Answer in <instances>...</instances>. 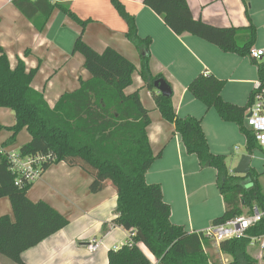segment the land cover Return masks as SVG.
Segmentation results:
<instances>
[{"label": "trees", "instance_id": "1", "mask_svg": "<svg viewBox=\"0 0 264 264\" xmlns=\"http://www.w3.org/2000/svg\"><path fill=\"white\" fill-rule=\"evenodd\" d=\"M109 1L127 24L125 37L138 51L139 74L156 109L173 125L186 153L196 156L199 167L216 171V187L225 209L212 224L240 216L246 207L263 206L264 186L257 174L252 169L243 176L230 173L225 157L210 152L201 120L178 117L172 106V96L156 93L154 82L161 77L150 75V38L138 36L134 18L126 13L119 0ZM142 3L175 35L190 34L223 53L249 57L257 67L259 83H264V64L256 63L250 57L256 42V29L251 22L244 28H218L194 19L186 0H142ZM12 4L40 32L56 10L76 22L81 33L90 22L80 20L69 9V3L62 0H12ZM78 42L81 45V39ZM99 60L104 59L88 62L89 80L80 81L77 90L63 94L50 108L42 93L22 82L25 75L22 63L15 71H10L6 59L0 57V108L14 114L12 126H0V130L6 129L11 134L0 145V199L7 198L12 210V219L7 215L0 217V256L14 264H24L23 252L68 225L67 219L46 203H33L28 199L27 191L32 184L16 186L14 183L8 154L1 153V149L13 145L17 135L25 129L31 139L19 148V156L48 157L44 170L60 162L81 168L92 178L89 185L92 194L102 191L108 183L115 189L116 218L111 225L134 235L129 244L108 251L107 264H151L142 248L157 264H213L205 252L211 243L203 238L202 231L187 233L182 226L174 225L161 186L148 184L145 180L146 172L160 154L154 155L151 150L147 136L149 113L142 106L138 93L124 94L131 85L135 68L119 55L111 66L104 60L105 65L100 68ZM224 85V81L212 75H199L188 85L187 91L207 110H215L221 121L236 125L245 138L246 152L251 156L258 146L245 127V117L254 93L244 107H239L222 99ZM248 183L252 187L246 188ZM108 228L103 225L102 231L106 232ZM218 250L230 257V264H258L248 252V241L222 242Z\"/></svg>", "mask_w": 264, "mask_h": 264}, {"label": "crops", "instance_id": "2", "mask_svg": "<svg viewBox=\"0 0 264 264\" xmlns=\"http://www.w3.org/2000/svg\"><path fill=\"white\" fill-rule=\"evenodd\" d=\"M62 1L69 3V9L80 20L90 21L83 33L76 22L57 10L40 32L12 4V0H0V57L6 59L10 71H15L22 63L25 72L22 82L42 93L50 108L63 94L77 90L80 81L91 78L86 69L89 61L102 58L111 66L119 55L132 65L135 70L131 75V85L124 90V94L138 93L142 106L149 113L147 136L151 150L154 155L160 154L146 172L145 180L148 184L161 186L163 200L170 206V221L174 225L182 226L187 233L200 232L199 228L192 229L190 198L201 196L209 186L216 188V171L199 167L196 156L186 153L173 125L165 121L156 109L151 93L139 74L138 51L125 37L127 24L110 1ZM119 1L126 13L134 18L138 36L141 39L150 38V75L160 76L170 87L176 115L201 120L210 152L225 157L227 135L232 134V126L236 125L221 121L215 110H207L192 97L187 87L199 75H212L225 82L222 99L244 107L259 82L256 65L249 57L223 53L216 46L190 34L175 35L158 15L143 5L142 0ZM186 2L194 19L214 27L244 28L251 22L256 29L253 49L264 52V39L260 33V29L264 30V0ZM247 2L249 7H246ZM259 5L261 7L257 9ZM80 39L81 45L78 42ZM255 62L264 64V53ZM4 110L7 109H0V120ZM13 124L14 119L8 124L0 122V126L6 128ZM10 135L6 129L0 130V145ZM21 137L24 142H19ZM30 139L24 129L17 135L14 145L21 147ZM5 150L18 153L13 145ZM91 181L92 178L81 168L60 162L48 167L41 178L30 186L28 199L33 203H46L66 218L68 225L23 252L21 259L24 264H107L108 251L125 244L127 233L111 225L116 218L115 189L108 183L102 191L92 194L89 191ZM5 199H0V203ZM182 202L184 205L181 207ZM2 204L0 217L7 215L12 219L9 201ZM103 225L109 227L106 232L102 231ZM92 240L100 242L93 253L87 249ZM142 251L150 261H155L145 248ZM0 264L5 263L0 261Z\"/></svg>", "mask_w": 264, "mask_h": 264}, {"label": "built area", "instance_id": "3", "mask_svg": "<svg viewBox=\"0 0 264 264\" xmlns=\"http://www.w3.org/2000/svg\"><path fill=\"white\" fill-rule=\"evenodd\" d=\"M263 51L251 49L250 57L257 60L263 55ZM250 113V117L247 114ZM245 127L252 133L258 146V151L263 155L264 176V83L257 82L254 88V99L251 107L246 113ZM1 153L8 154L10 171L15 178L16 186L33 184L39 180L44 173L43 165L48 163L49 158L35 155L21 157L18 153L8 152L1 149ZM203 238L218 247L220 243L231 240L248 241V248L254 251L253 258L258 264H264V203L263 206L253 205L243 209V214L229 219L223 223L211 224L202 231ZM125 244H129L133 233H127ZM100 246L96 240L87 245L89 252H95ZM117 250V249H114ZM151 264H157L151 261Z\"/></svg>", "mask_w": 264, "mask_h": 264}, {"label": "rangeland", "instance_id": "4", "mask_svg": "<svg viewBox=\"0 0 264 264\" xmlns=\"http://www.w3.org/2000/svg\"><path fill=\"white\" fill-rule=\"evenodd\" d=\"M246 7H249V3L247 2ZM261 5L257 6V9H260ZM256 9V7H255ZM261 16V15H260ZM260 33L263 36L264 39V30L260 29ZM98 67L102 68L105 63L104 60H99L97 62ZM1 109V108H0ZM5 114L3 118L0 120L2 124H8L9 122L13 121L14 114L10 110H4ZM8 116H7V115ZM5 120V121H4ZM233 131L231 135H227V147L224 149L225 153V163L226 167L229 170L230 173L234 174L233 171L237 164L239 163L241 157L243 155H248L245 149V138L243 135L239 134L237 131L236 126H232ZM19 142H24V139L21 137ZM13 143V149L15 152L19 151L20 145H14ZM22 146V145H21ZM251 162H250V169H252L259 178L260 184L264 186V176H263V155L260 151L254 150L251 155ZM242 176V175H240ZM247 182V180L245 181ZM252 187V184H246V188ZM8 203L7 199L3 200V202L0 203V212L3 211L2 203ZM184 205V203H181V207ZM190 208H191V220L194 222V227L192 229L198 230L201 229V231H205L213 222V220L221 217L224 213V203L222 200V196H220V193L217 189V187L211 188V186L207 187L205 191L202 193L201 196L191 197L190 198ZM180 209V206H179ZM197 224V225H196ZM188 229L187 225L185 227ZM209 257H211L210 261L214 262L213 264H230V257L219 252L218 247L214 245H210V248L206 249L205 251ZM248 252L250 255H253L254 251L250 248H248ZM0 261L5 264H12L10 260L0 256Z\"/></svg>", "mask_w": 264, "mask_h": 264}, {"label": "water", "instance_id": "5", "mask_svg": "<svg viewBox=\"0 0 264 264\" xmlns=\"http://www.w3.org/2000/svg\"><path fill=\"white\" fill-rule=\"evenodd\" d=\"M154 88L157 90V92L164 96L169 97L171 95V90L168 84L163 79H158L154 82ZM250 113L247 114V117H250ZM251 156L250 155H243L235 167L233 173L234 175H246L250 171V162H251Z\"/></svg>", "mask_w": 264, "mask_h": 264}]
</instances>
